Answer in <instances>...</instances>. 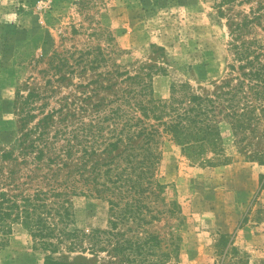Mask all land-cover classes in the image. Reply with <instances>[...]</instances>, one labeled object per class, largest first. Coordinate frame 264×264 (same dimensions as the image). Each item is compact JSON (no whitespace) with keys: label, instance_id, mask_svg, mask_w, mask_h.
<instances>
[{"label":"rangeland","instance_id":"rangeland-1","mask_svg":"<svg viewBox=\"0 0 264 264\" xmlns=\"http://www.w3.org/2000/svg\"><path fill=\"white\" fill-rule=\"evenodd\" d=\"M261 2L0 0V153L17 147L21 96L30 92L40 94L37 105L45 112L67 105L70 112L85 108V117L99 103L109 112L135 88L125 74L146 81L151 76L159 100H168L175 84L212 96L233 76L231 21H241ZM244 38L264 42V33L255 27ZM247 134L241 145L223 124L228 162L214 167L191 162L180 146L164 140L159 177L183 219L179 259L171 264H264V138ZM71 206L73 229L109 227L107 202L78 196ZM177 225L169 219L148 229L165 236ZM227 234L239 253L231 240L220 244ZM44 257L20 225L0 248V264H44ZM57 257L92 259L66 250Z\"/></svg>","mask_w":264,"mask_h":264},{"label":"trees","instance_id":"trees-1","mask_svg":"<svg viewBox=\"0 0 264 264\" xmlns=\"http://www.w3.org/2000/svg\"><path fill=\"white\" fill-rule=\"evenodd\" d=\"M233 1V0H223ZM264 33V3L241 21L232 20V77L212 96L195 94L189 84L172 86L171 97H154L152 77L125 74L135 85L109 112L100 103L85 117L67 105L45 112L39 93L21 96L22 133L17 147L0 153V248L16 225L31 235L44 264H171L179 259L181 206L167 200L159 169L164 140L170 138L193 163L226 164L222 125L237 142L248 132L264 138V42L244 38ZM41 117V118H40ZM37 120V121H36ZM264 157V153L261 154ZM107 202V229H73L72 198ZM174 219L165 236L148 228ZM231 235H222L225 245ZM235 254L239 253L232 239ZM90 255L75 263L58 258ZM105 254V257L103 256Z\"/></svg>","mask_w":264,"mask_h":264}]
</instances>
